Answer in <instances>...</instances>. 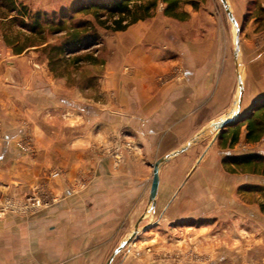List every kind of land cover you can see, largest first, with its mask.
Listing matches in <instances>:
<instances>
[{
    "label": "crops",
    "instance_id": "crops-1",
    "mask_svg": "<svg viewBox=\"0 0 264 264\" xmlns=\"http://www.w3.org/2000/svg\"><path fill=\"white\" fill-rule=\"evenodd\" d=\"M184 11L183 20L156 15L123 31L132 71L116 88L108 87L118 93L114 98L94 104L57 101L60 93L38 81L17 87L0 83V204L5 195L23 197L45 181L59 197L33 217L0 219V264H106L144 219L155 162L194 141L161 168L158 222L148 226L143 220L130 247L112 263L164 264L146 249L164 247L165 221L185 220L172 214L189 207L191 201L185 206L178 196L194 174L228 172L229 157L264 155V140L246 143L245 126L236 145H230L229 132L264 96V43L256 45L255 36L244 39L239 118L216 131L212 123L226 117L239 96L230 26L224 21L220 26L201 7ZM122 129L133 148L109 154ZM27 133L33 155L18 147ZM78 179L87 180L86 186L72 194L68 187ZM201 200L200 210H209ZM242 263L264 264V255Z\"/></svg>",
    "mask_w": 264,
    "mask_h": 264
},
{
    "label": "rangeland",
    "instance_id": "rangeland-1",
    "mask_svg": "<svg viewBox=\"0 0 264 264\" xmlns=\"http://www.w3.org/2000/svg\"><path fill=\"white\" fill-rule=\"evenodd\" d=\"M15 1L28 7L32 15L41 13L42 19L36 34H33L19 21H11L13 16L1 12V84L17 87L19 84L33 85L38 81L57 91L55 93H60L57 94V101H63L64 97H67L76 102L94 104L117 96L118 93L114 88L119 82H123L120 78H126L132 71L124 51L127 46L126 33L105 30L99 27L91 16H78L77 20L66 24L64 31L58 27L60 21H67L69 17L75 15L74 10L94 0ZM226 1L238 23L240 48L244 39L248 38L251 42L252 36H255L256 45L264 43V18L254 15L255 0ZM200 7L205 15L213 17L217 23L220 22V26L223 21L230 26L231 44L235 46L236 28L228 18L222 0H207ZM163 9L164 6L160 4L154 17L161 15L165 20ZM84 22L90 25L84 27L82 26ZM121 46L124 49H121ZM238 63L240 73L243 66L239 58ZM110 85L114 88H108ZM234 109H236L235 105L229 113ZM132 141L125 129L120 130L117 144L110 149L109 154L133 148ZM18 147L24 153L34 154V141L29 133L24 134ZM258 149L256 151H261ZM116 156L113 158L120 161ZM256 170V173L253 169H247L237 174L225 171L213 172L203 177L200 173L194 174V179L180 191L178 196L179 199L183 198L181 201L184 203L190 200L189 207L185 209L183 206V209L174 210L172 214L175 217H179L180 214L185 220L178 221L181 222L178 225L172 223L175 220L165 221L167 241L164 247L155 249L148 246L146 251L155 261L164 264H243L242 262L248 259L264 255V170L260 168ZM56 174L60 176L62 173ZM86 181L78 179L70 184L69 192L78 193L84 189ZM198 181H202L201 185ZM220 189L223 190L221 193ZM56 195L48 181L23 197L7 194L0 204V219L9 214L30 218L43 213L58 201L59 197ZM30 198H39L44 205L26 214L19 213L17 206L12 205L5 214H2L6 204L24 205ZM199 199L207 202L206 204L210 206L209 210H200L205 206L199 201L197 204ZM209 203H212V206ZM148 204L144 211V219L140 223L146 219V225L153 226L158 222L160 212L156 210L157 207L152 208L149 202ZM169 214L171 216V213L167 216ZM139 224L136 226L137 229ZM129 236L125 237L121 244ZM175 241L180 243L176 244ZM128 246L130 247V244L124 249Z\"/></svg>",
    "mask_w": 264,
    "mask_h": 264
},
{
    "label": "trees",
    "instance_id": "trees-1",
    "mask_svg": "<svg viewBox=\"0 0 264 264\" xmlns=\"http://www.w3.org/2000/svg\"><path fill=\"white\" fill-rule=\"evenodd\" d=\"M206 2L207 0H94L74 10L75 15L69 17L67 21H60L58 27L64 31L66 24L74 22L78 16H91L99 27L113 32H122L131 25L152 19L160 4L164 6L163 15L165 17L183 20L188 18V14L184 11L186 5L198 10L200 5ZM253 2L256 4L254 15L261 16L259 17L261 19L264 18V0ZM1 12L13 16L11 21H19L22 26L28 28L33 34H36V30L40 27L42 14L32 15L28 7L17 4L15 0H0V14ZM82 24L84 27L90 25L88 22ZM235 124L234 128L229 129V132H231V146L239 142L243 126L246 128L245 139L247 144L262 142L264 140V96L258 99L251 111ZM224 165L226 170L232 174L241 173L247 169H253L256 173V169L264 170V155L249 153L233 156L227 158Z\"/></svg>",
    "mask_w": 264,
    "mask_h": 264
},
{
    "label": "water",
    "instance_id": "water-1",
    "mask_svg": "<svg viewBox=\"0 0 264 264\" xmlns=\"http://www.w3.org/2000/svg\"><path fill=\"white\" fill-rule=\"evenodd\" d=\"M222 3L224 5L225 11L227 13V16L229 18V20L231 21V23L234 25V27L236 28V35H235V46H234V57L237 63V69H238V58H239V53L240 51V30L238 27V23L237 21H235V17L231 11V8L229 7V4L227 3L226 0H222ZM238 85H239V96L237 99V102L235 104L236 109H234L231 113H228V115L224 118L218 119L216 120L214 123H212L211 127L212 129L216 130V131H220L222 129H225V127L230 126L231 124H233L234 122H236L239 118V114H240V108L242 105V100L244 98V82L242 80V77L240 75V73H238ZM200 137V136H199ZM198 138V137H197ZM194 143V141L188 143L186 146L182 147L181 149L165 155L164 157L160 158L158 161L155 162V164L153 165V176H152V183H151V188H150V193H149V197H148V202L151 204L152 208L156 207V198L158 195V189H159V185H160V171L161 168L167 164L169 161H171L172 159H174L175 157H177L178 155L186 152ZM137 231L138 229L136 228L135 232L132 233L131 236H129V238L127 240H125L120 247L115 251V253H113L112 257L109 259V261L106 264H112V262L114 261V258L124 249V247L128 244H130V242L135 238V236L137 235Z\"/></svg>",
    "mask_w": 264,
    "mask_h": 264
},
{
    "label": "built area",
    "instance_id": "built-area-1",
    "mask_svg": "<svg viewBox=\"0 0 264 264\" xmlns=\"http://www.w3.org/2000/svg\"><path fill=\"white\" fill-rule=\"evenodd\" d=\"M12 205L17 206L16 208L19 210V213L26 214V213H29V211L31 212L33 210L41 208L44 204L42 203V200L39 198L38 199L30 198L27 200V202L24 205L8 203L4 206V208L2 210V214H5V212Z\"/></svg>",
    "mask_w": 264,
    "mask_h": 264
}]
</instances>
